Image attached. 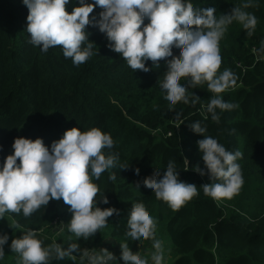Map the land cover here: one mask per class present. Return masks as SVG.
Here are the masks:
<instances>
[{"label":"trees","instance_id":"obj_1","mask_svg":"<svg viewBox=\"0 0 264 264\" xmlns=\"http://www.w3.org/2000/svg\"><path fill=\"white\" fill-rule=\"evenodd\" d=\"M78 0H70L66 10ZM194 7L216 9V15L229 12L241 0H190ZM101 9L93 8L97 15ZM27 7L22 0H0V162L13 151V139L18 136L40 137L45 145L58 139L65 129L77 126L100 127L114 140L113 151L120 154L116 180H108V172L95 182L108 197V204L119 214L108 217V224L89 240L77 238L81 248H96L110 236L117 241H130L124 236L126 221L133 202L144 204L156 220V237L165 235L176 256L172 264H264V60H257L253 49L264 39V0H256L249 11L257 18L254 34L233 22L220 43V70L229 68L236 74L234 86L221 96L237 105L220 116V123L211 121L200 103L195 106L177 103L168 112L167 102L157 81L165 70L132 71L119 56L109 49L106 37L94 26H86L88 39L97 46L85 63L73 65L63 57L59 46L41 53L39 47L28 43ZM147 23V20H145ZM174 55L178 51L173 49ZM206 104L210 93L203 88L192 89ZM182 112V123L174 119ZM207 117V119L205 118ZM200 120L207 125V134L222 143L227 150H239L243 184L231 199L213 200L203 194L201 184L209 183L207 174L199 175L193 165L204 167L202 153L196 141L203 134L194 133L188 123ZM170 158H174L179 179L197 185L198 194L178 210L157 200L153 193L135 185L156 171L163 174ZM187 158L188 169H183ZM19 162V161H18ZM139 168V175L134 169ZM99 196V193L97 194ZM68 205L50 200L41 212L28 218L6 213L0 219V233L11 239L25 227L36 229L44 243L53 239L67 247L64 239L70 235L66 223L71 218ZM17 221L19 228L9 223ZM64 231L61 232L58 225ZM75 240V237H73ZM151 247L149 240L142 241ZM0 264H18L17 254L0 260ZM50 264H73L65 258ZM75 264H80L79 257Z\"/></svg>","mask_w":264,"mask_h":264},{"label":"clouds","instance_id":"obj_2","mask_svg":"<svg viewBox=\"0 0 264 264\" xmlns=\"http://www.w3.org/2000/svg\"><path fill=\"white\" fill-rule=\"evenodd\" d=\"M22 3L28 9L24 29L28 43L39 47L41 53L59 46L63 57L70 58L73 65L85 63L98 51L88 39L86 26L91 25L98 28L106 37V46L118 53L132 71L148 72L146 61H151V68L159 69L163 61L165 70L157 83L168 112L177 103L190 106L200 103L211 121L219 124L223 112L237 107L221 96L235 85L236 74L229 68L220 70L219 42L233 22L247 36L254 34L257 18L246 9L255 7L256 0H241L219 16L214 7H194L190 0H78L71 11L66 10L70 0H22ZM94 7L101 9L98 18L96 14L90 16ZM173 49L179 54L174 55ZM253 51L257 60H264V39ZM195 88L211 94L206 104L192 91ZM174 119L179 122L177 126L182 123V112L177 111ZM188 126L194 133L203 134L196 143L204 167L192 166L199 175L209 177V183L201 184L203 194L213 200L231 199L244 182L237 163L242 153L227 150L207 134V125L200 120L191 121ZM11 147L13 151L0 162V219L6 213L28 218L38 210L42 212L50 200L61 199L71 213L66 223L70 235L64 239L67 247L55 239L45 244V238L34 228L20 230V235L14 236L8 245L17 254L18 264H50L65 258L75 264L77 257L80 264H113L117 257L107 248H81L76 242L81 237L89 240L107 226L108 217L120 212L113 206H98V202L108 204V197L95 182L106 171L108 180L115 181L116 175L111 170L128 167L119 163L120 154L113 151L112 136L97 126H73L52 140L50 146L40 137L18 136ZM183 165L187 170V158ZM133 171L139 175L140 169ZM141 183L172 210H178L198 194L197 185L179 179L174 158L168 160L163 174L156 171L135 186L140 188ZM9 227L14 230L20 226L13 220ZM156 229V220L144 204L133 202L124 236L138 245L149 240L151 264H163V242L156 237ZM8 240L6 232L0 233V260L5 256L4 245ZM119 246L120 264H149V259L130 249L127 240Z\"/></svg>","mask_w":264,"mask_h":264},{"label":"crops","instance_id":"obj_3","mask_svg":"<svg viewBox=\"0 0 264 264\" xmlns=\"http://www.w3.org/2000/svg\"><path fill=\"white\" fill-rule=\"evenodd\" d=\"M121 242H125V241H117L115 240L114 238L110 237V236H107L102 244L98 247V249L100 247H104V248H107L109 251H111L116 257H117V260L113 262V264H120V246H119V243ZM129 243V247L130 249L134 252V253H137L139 255H141L142 257H144L145 259H149V254H148V251L146 250V248H152V247H143V244L142 242L140 243L142 245V248L141 249H135L134 246L138 245L137 243L135 242H132V241H127ZM149 264H151V261L149 259Z\"/></svg>","mask_w":264,"mask_h":264},{"label":"rangeland","instance_id":"obj_4","mask_svg":"<svg viewBox=\"0 0 264 264\" xmlns=\"http://www.w3.org/2000/svg\"><path fill=\"white\" fill-rule=\"evenodd\" d=\"M162 242H163V248H164V260H163V264H172V262L174 261V258L176 256V253L174 252L172 245L170 244V241L168 240V238L165 235H161L159 238ZM143 247H145L143 245ZM135 249H141L142 245H136L134 246ZM146 248V247H145ZM146 250L148 251V256L150 257V253L152 251V248H146ZM13 254V252H11L10 248L8 247L5 250V256L4 257H9Z\"/></svg>","mask_w":264,"mask_h":264},{"label":"built area","instance_id":"obj_5","mask_svg":"<svg viewBox=\"0 0 264 264\" xmlns=\"http://www.w3.org/2000/svg\"><path fill=\"white\" fill-rule=\"evenodd\" d=\"M58 227H59V228H61V227H62V225H61V224H59V225H58Z\"/></svg>","mask_w":264,"mask_h":264}]
</instances>
